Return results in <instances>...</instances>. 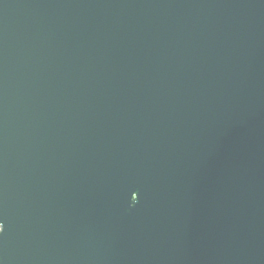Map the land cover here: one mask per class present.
<instances>
[{
	"label": "water",
	"instance_id": "95a60500",
	"mask_svg": "<svg viewBox=\"0 0 264 264\" xmlns=\"http://www.w3.org/2000/svg\"><path fill=\"white\" fill-rule=\"evenodd\" d=\"M0 264H264V0H0Z\"/></svg>",
	"mask_w": 264,
	"mask_h": 264
},
{
	"label": "clouds",
	"instance_id": "9594fccd",
	"mask_svg": "<svg viewBox=\"0 0 264 264\" xmlns=\"http://www.w3.org/2000/svg\"><path fill=\"white\" fill-rule=\"evenodd\" d=\"M3 230V226L2 225H0V231H2Z\"/></svg>",
	"mask_w": 264,
	"mask_h": 264
}]
</instances>
